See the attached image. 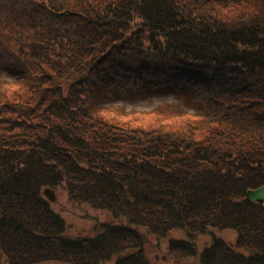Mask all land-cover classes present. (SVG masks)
<instances>
[{"label": "trees", "instance_id": "obj_1", "mask_svg": "<svg viewBox=\"0 0 264 264\" xmlns=\"http://www.w3.org/2000/svg\"><path fill=\"white\" fill-rule=\"evenodd\" d=\"M157 88L202 111L100 119L104 93ZM261 186L264 0H0V264H151L147 237L173 233L187 260L211 231L235 237L200 264H264ZM47 188L114 223L69 236Z\"/></svg>", "mask_w": 264, "mask_h": 264}, {"label": "rangeland", "instance_id": "obj_2", "mask_svg": "<svg viewBox=\"0 0 264 264\" xmlns=\"http://www.w3.org/2000/svg\"><path fill=\"white\" fill-rule=\"evenodd\" d=\"M192 99L194 100L188 90L175 91L157 88L138 93L131 89V92L127 94L110 90L102 96L103 110H99L100 119L108 126H119L127 130L154 129L162 124L177 125L175 122L189 118V114L202 111V109L198 111L199 102ZM183 113L186 115L179 116ZM54 196L55 201L49 202L50 206L64 219L69 236L91 237L97 233L96 228L99 230V222L114 223L109 215H105L106 213H95L84 205L70 204L64 193H54ZM208 235L197 238L196 255L187 260H174L168 254L167 242L171 239H181L178 233H173L167 239L162 240H156V238L147 235L145 245L147 258L151 264H200L198 257L203 248L208 245L209 239L214 237L232 242L235 237L230 232L211 231ZM112 263L105 262L104 264Z\"/></svg>", "mask_w": 264, "mask_h": 264}, {"label": "water", "instance_id": "obj_3", "mask_svg": "<svg viewBox=\"0 0 264 264\" xmlns=\"http://www.w3.org/2000/svg\"><path fill=\"white\" fill-rule=\"evenodd\" d=\"M43 195L49 202L55 201V196L49 188L43 191ZM246 200L250 203H264V186L246 192Z\"/></svg>", "mask_w": 264, "mask_h": 264}]
</instances>
